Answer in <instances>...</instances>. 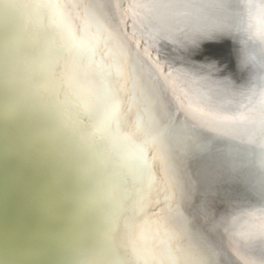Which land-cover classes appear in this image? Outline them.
<instances>
[{"label":"bare ground","instance_id":"1","mask_svg":"<svg viewBox=\"0 0 264 264\" xmlns=\"http://www.w3.org/2000/svg\"><path fill=\"white\" fill-rule=\"evenodd\" d=\"M72 3L73 0H65ZM92 10L89 31L99 36L90 70L99 73L98 83L115 85L136 76L160 98L164 120L181 129H190L210 154L224 153L243 160L247 182L239 179L211 181L205 174L207 156L191 161L176 157L177 175L185 184L184 198L176 202L179 215L171 221L187 227L207 254V264H264V199L253 191L260 171L256 166L260 149L245 141L252 136L264 140L258 129L264 121V44L250 39L251 32L264 24L258 11L249 20L240 0L225 6L228 33L202 38L193 32L183 48L150 38L158 27L134 17L138 0H84ZM210 19L224 17L225 9L212 3L204 6ZM135 19V23H134ZM77 36L83 34L85 16L76 9L69 20ZM20 23L19 20L16 21ZM9 24L5 3H0V34ZM251 24V29H249ZM195 22L193 29L200 27ZM59 30L43 16H35L31 32H20L15 52L9 58L0 41V264H89L94 244L107 227L111 209L109 193L127 195L145 180V174L117 145L88 134L97 123L86 110L68 112L53 93L40 84V71L56 57L48 40ZM254 59L241 67L238 52ZM82 64L88 53L81 52ZM74 53L66 50L62 64L71 65ZM121 64V72L101 66ZM215 63L216 80H227V91L214 93V111L227 117L244 115L221 125L219 133L202 129L191 116L177 111L176 96L194 87L189 73L202 72V66ZM163 68V74L154 69ZM169 68L176 69L167 77ZM71 71V69H69ZM135 115L130 114L120 132L134 131ZM83 126V127H82ZM134 139H140L134 136ZM154 149L149 150L151 157ZM152 172L159 177V164ZM156 186H152L155 198ZM148 207L140 219L150 217ZM149 242L158 243L148 229Z\"/></svg>","mask_w":264,"mask_h":264},{"label":"snow or ice","instance_id":"2","mask_svg":"<svg viewBox=\"0 0 264 264\" xmlns=\"http://www.w3.org/2000/svg\"><path fill=\"white\" fill-rule=\"evenodd\" d=\"M209 0H138L133 7L134 17H140L157 28L152 30L150 38L171 43L176 48H183L195 31L202 38H211L217 33H228L231 27L227 22L225 6L228 0H212V3L225 9L221 19H210L204 15L205 5ZM249 20L253 11L259 12L264 20V0H240ZM5 3L9 24L0 41L6 46L9 58L15 52L20 32H31L34 17L39 15L48 19L59 30L55 39H49L56 57L52 63H45L40 71V84L50 90L57 102L70 113L86 110L88 118H95L97 123L91 127L89 135L96 139L113 144L123 142L120 149L145 174V180L139 187H134L128 194L122 195L116 190L109 193L111 209L108 214L107 227L94 244L93 254L85 259L89 264H207L208 256L198 244L187 227V221L174 225L171 221L179 212L173 214L176 202L184 198L185 184L177 175L176 157L182 156L186 161L207 156L205 174L211 181L241 180L247 182L242 170L247 166L243 160H235L224 153L210 154L205 144L197 141L193 132L181 129L171 120L161 116L162 105L153 89L136 76H129L123 82L112 85L98 83L99 73L90 70L97 34L89 31L88 18L92 10L84 0H0ZM82 9L85 16L83 34L77 36L69 22L72 13ZM20 23L17 24L16 21ZM202 25L193 29V23ZM135 23V19H134ZM249 24V29H251ZM250 39L255 38L264 44V24L251 32ZM244 41L238 58L241 67H246L253 57L245 51ZM72 51L74 59L71 65L60 62L65 51ZM81 52L88 53V64H82ZM264 69V65H261ZM71 69V71L69 70ZM121 72V64L113 63L101 66L104 79L108 71ZM155 71L163 74V68L157 66ZM176 69L169 68L167 77ZM202 72L189 73L194 87L182 91L176 96L177 111H183L208 131L219 133L221 125L233 120H244L246 117L221 116L214 111L212 97L214 93L227 91V80H216L213 77L219 72L215 63L202 66ZM135 115L134 131L121 133L120 128L126 117ZM83 127V126H82ZM258 129L264 133V121ZM139 136L140 139H134ZM245 143L256 145L260 149V158L256 163L260 171L258 186L252 185L253 191L264 199V140L256 136L249 137ZM154 149L152 156L149 150ZM159 164V177L152 172L153 162ZM155 184V198L152 197V186ZM152 207L156 211L150 217L140 219V213ZM264 214V210H262ZM148 229L152 238L158 243H150ZM264 236V228L261 229Z\"/></svg>","mask_w":264,"mask_h":264}]
</instances>
